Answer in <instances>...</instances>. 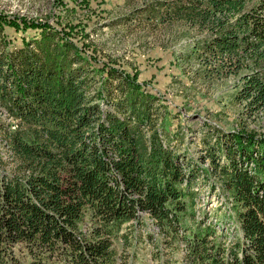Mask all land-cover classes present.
Here are the masks:
<instances>
[{"label":"trees","instance_id":"16d2710c","mask_svg":"<svg viewBox=\"0 0 264 264\" xmlns=\"http://www.w3.org/2000/svg\"><path fill=\"white\" fill-rule=\"evenodd\" d=\"M143 2L198 34L201 63L264 113V0ZM7 28L35 34L11 46ZM157 100L63 24L0 10V264H129L118 248L141 241L155 257L180 248L183 264H264V133L223 132L225 157L205 155L236 206L221 227L196 219L197 170Z\"/></svg>","mask_w":264,"mask_h":264},{"label":"rangeland","instance_id":"374dc122","mask_svg":"<svg viewBox=\"0 0 264 264\" xmlns=\"http://www.w3.org/2000/svg\"><path fill=\"white\" fill-rule=\"evenodd\" d=\"M143 1L147 0H0V10L57 27L63 24L87 53L123 70L156 95L155 117L165 116L171 132L168 139L178 143L187 167L197 170L196 219L208 215L214 223L232 229L236 206L205 155L214 144L216 155L225 157L217 146L223 132L243 131L256 137L264 133V113L250 117L236 96L237 77L218 76L201 63L196 54L200 46L195 47L198 34L179 23H161L157 13L144 12ZM5 33L11 46L35 34L12 28ZM161 246L156 257L143 241L127 251L118 249L129 264L184 263L180 248Z\"/></svg>","mask_w":264,"mask_h":264}]
</instances>
